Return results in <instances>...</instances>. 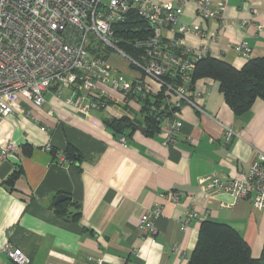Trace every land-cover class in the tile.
<instances>
[{
    "label": "crops",
    "instance_id": "crops-1",
    "mask_svg": "<svg viewBox=\"0 0 264 264\" xmlns=\"http://www.w3.org/2000/svg\"><path fill=\"white\" fill-rule=\"evenodd\" d=\"M151 1L181 5L177 23L204 32L179 35L164 29L165 38L174 37L193 53L222 58L236 68L264 56V0H227L222 13L207 19L199 16L195 0ZM219 5L220 0H209L210 9ZM236 43L249 46L248 57L232 49ZM194 91L201 92L196 100L203 112L180 108L181 126L169 144L160 130L145 133L139 100L87 113L64 102L67 88L48 89L39 106L20 100L18 111L0 119V264H16L6 246L20 248L27 264H186L205 219L237 229L252 256L259 257L264 207L224 192L205 196L200 185L210 176L245 175L255 153L264 150V102L256 99L235 115L216 81L199 80ZM123 114L137 124L125 130V145L105 124ZM226 127L233 131L228 141ZM8 145L16 150L5 151ZM69 145L82 155L79 160L65 161ZM18 167L21 174L10 189L5 180ZM169 192L177 199H169ZM59 194L69 199L56 203L58 212ZM154 206L161 213L151 240L138 223ZM190 209L202 214L185 221Z\"/></svg>",
    "mask_w": 264,
    "mask_h": 264
},
{
    "label": "built area",
    "instance_id": "built-area-1",
    "mask_svg": "<svg viewBox=\"0 0 264 264\" xmlns=\"http://www.w3.org/2000/svg\"><path fill=\"white\" fill-rule=\"evenodd\" d=\"M226 2L220 0L215 10L209 8V0H195L194 4L199 16L207 19L222 13ZM130 9L136 10L152 32L147 38L127 40L143 49L139 58L119 49L114 36V25L123 21ZM181 9V5L151 0H0V119L18 111L20 100L41 105L50 88L58 93L67 88L64 102L84 113L106 101L125 106L130 100L152 95L158 96V101L150 105L151 113L161 114L157 117L159 130L164 134L163 143L169 144L181 126L180 108L189 105L203 112L196 100L201 92L194 91L199 81L192 78L194 64L202 55L163 35L168 26L169 33L203 36L198 27L177 23ZM231 47L244 57L250 54L245 43ZM113 53L133 66L130 78L110 63L108 56ZM173 107L176 109L167 115L166 109ZM232 134L226 127V141ZM118 141L125 145L126 136H119ZM15 150L13 145L5 149ZM200 188L205 196L224 192L234 200L248 197L255 207L263 208L264 150L255 153L242 178L210 176ZM167 196L177 199L175 192ZM160 213L161 207L154 206L142 214L138 230L144 237L154 240V221ZM200 214L187 210L185 221ZM5 249L14 263L29 262L20 248Z\"/></svg>",
    "mask_w": 264,
    "mask_h": 264
},
{
    "label": "trees",
    "instance_id": "trees-1",
    "mask_svg": "<svg viewBox=\"0 0 264 264\" xmlns=\"http://www.w3.org/2000/svg\"><path fill=\"white\" fill-rule=\"evenodd\" d=\"M113 30L118 40L117 47L137 58L141 56L143 49L135 47L133 43L128 44L127 40L134 42L136 39L147 38L152 33L147 22L135 9H130L123 21L114 25ZM130 67L133 66L130 64ZM192 78L194 81L205 78L216 81L224 101L235 115L247 111L256 99L264 102V56L250 58L240 68H236L222 58L202 55L194 64ZM157 101L158 96L152 95L139 101L145 133L148 135L159 131L160 120L157 117L161 114L155 115L150 109V105H156ZM111 103L113 102L106 101L104 106ZM174 109L176 108L166 109L165 112L170 115ZM105 124L118 137L125 135L127 128L137 125L128 114L107 118ZM81 156L69 145L65 150L64 159L79 160ZM19 167L5 180L10 189H13L15 179L21 174ZM59 206L60 204L54 206L58 212ZM76 216L77 214L74 215ZM186 264H264V242L259 257L255 258L251 254L249 244L237 229L224 222L205 219L200 223L195 247Z\"/></svg>",
    "mask_w": 264,
    "mask_h": 264
},
{
    "label": "rangeland",
    "instance_id": "rangeland-1",
    "mask_svg": "<svg viewBox=\"0 0 264 264\" xmlns=\"http://www.w3.org/2000/svg\"><path fill=\"white\" fill-rule=\"evenodd\" d=\"M108 57H110V60L113 62V64H115L121 71H123L126 77H129V78L131 77L130 70H129L130 68L125 59H123L122 57H120L119 55L115 53L111 55L109 54Z\"/></svg>",
    "mask_w": 264,
    "mask_h": 264
},
{
    "label": "water",
    "instance_id": "water-1",
    "mask_svg": "<svg viewBox=\"0 0 264 264\" xmlns=\"http://www.w3.org/2000/svg\"><path fill=\"white\" fill-rule=\"evenodd\" d=\"M66 199H69V196H67V195H65V194H59V195H57V196L55 197V199H54V204L59 203V202H61V201H64V200H66Z\"/></svg>",
    "mask_w": 264,
    "mask_h": 264
}]
</instances>
